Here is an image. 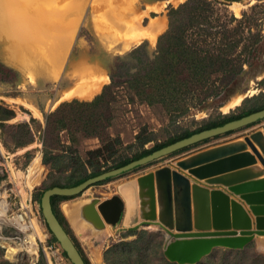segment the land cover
<instances>
[{"label": "rangeland", "instance_id": "1", "mask_svg": "<svg viewBox=\"0 0 264 264\" xmlns=\"http://www.w3.org/2000/svg\"><path fill=\"white\" fill-rule=\"evenodd\" d=\"M68 1L75 2V4H73L74 8L72 7L70 10L68 8L65 18L56 17V19L51 20L46 17V13L52 10H62V6ZM106 1L109 2L111 6H120L122 2L126 0ZM166 1L167 0H136L135 3L136 5L138 4V9L135 15L138 13L140 14V16L139 14L136 16L141 18L143 25H147L151 17H165L167 18V26L165 29H168L169 8L171 6L179 7L187 0H173L170 3H166ZM95 2L96 0H86V2L85 0H54L47 1V3L45 2L44 4H42V2L36 3V13L41 12L43 16L46 14V19L39 24L37 31L45 29L46 31L41 34L36 31L37 38L30 39L31 42L29 41L22 49L21 47H15L16 45L13 44L11 40L5 35L0 34V106L13 110L14 112V116L11 119L6 121L0 120V192L7 195L10 194L11 211H18L21 208V203L23 202L25 204L23 192L29 191L26 186V176L35 157L40 155L41 162L43 163L44 150L46 147L44 143L49 145L50 148L53 147V143V145H57V143L52 142L55 141V134L48 131L47 116L55 111L63 102H69L74 99H78L79 101H90V99L77 98L74 96L68 97L67 93L79 89L85 83L95 82L97 79L98 82H100L103 77H108L109 79L103 82L101 90L92 98L94 99L99 93L101 94V92H103L106 85L111 84L110 75L112 67L117 63V58L119 56H124L135 47L144 43L147 44L150 52H154L157 49L158 38L162 33L158 35L155 42L145 39L139 43L134 42L126 44L122 39H109L104 33V30L108 28L106 21L102 19L105 13L102 9L101 11L94 7ZM215 2L214 17L211 20L212 26L207 23H204V26L210 31H220V33L224 31L234 41H242L240 44L241 46L233 51V57L236 60L240 61L245 58L252 59L254 57L253 53L248 54L242 52V47L244 44L252 47L257 36L260 33H264V1L241 0L238 2H225L215 0ZM235 3L238 5L236 4L234 6ZM45 6L47 7L45 8ZM151 6H156L157 11L151 10ZM36 13L35 16L37 15ZM234 17L236 20H234ZM50 37H52V40L49 39ZM65 37L67 39H65ZM55 38L57 40H55ZM42 40H46V42ZM260 48V54L256 55V58L251 60V65L245 64L246 71L236 80V84L233 87L223 91L221 96L216 99L209 100L206 103H199L198 107H201L200 110L194 107L191 112L182 116L170 117L161 106L151 107L138 100H131L132 93L127 87L116 89L114 92L115 100L110 104L113 117L111 126L109 127V133L114 139L120 138L121 141H115L113 148L107 149L105 144L96 137L79 136V142L77 144H72L68 133L66 131H61L58 145L62 149H58L57 153H63L68 156L65 159V164L68 169L67 172L70 173L71 169L75 167L74 161L69 158L70 156L75 157L77 154L83 159L88 160V151L102 148L105 151L104 157L99 161V164H96V160L93 158L92 160L96 165L93 166V168L89 167V170L107 169L125 158L133 157V155L144 148L153 147L157 143H168L176 136L183 135L186 131H195L204 126L207 122L217 120L222 114L239 115L246 110L263 106L264 42L261 43ZM62 49L66 51H60ZM254 49L257 50V47H254L251 51H254ZM56 50H58L57 53ZM132 62V60H126L127 64H131ZM99 77H101V79ZM240 96H242V100L238 105L234 106L231 110L229 109L226 113L223 112L224 105ZM34 108L38 109L41 115L35 113ZM255 130L264 132V119L250 126L210 138L207 142L202 141L196 143L190 146L191 148L188 150L195 147L197 148L208 142L224 141L238 135L250 134ZM139 133L142 134V139L148 137L153 139V141L146 145L142 144V139H137ZM67 145H71L72 149H67L68 151L66 152L65 147H68ZM182 150L183 149L179 151ZM183 152L162 157L130 172L92 185L80 195L70 197L67 200L57 201L59 209L67 220L72 235L76 238L83 254L91 264H106L104 254L107 249L121 241L136 240L139 233L144 231L152 233L151 236L146 237V241L144 242L150 244L149 249L151 251L155 245L157 246V241L162 238L163 242L158 251L165 254L164 243L166 241V234L163 230L152 226H145L136 231L125 230L123 221L115 227L110 225L105 232L88 231L86 228H82V230H80L81 233H79L76 229L72 228V224L63 210L65 204L70 202L83 203L96 195L102 199H106L115 194L117 195L119 194L117 184L120 181L128 180L131 177L139 179L148 173L154 172L157 166L165 163L167 160L175 158ZM43 165L45 166V175L29 192L30 200L26 199L27 203L32 206L33 212L40 220L42 225L41 228H43V241H40L38 236L34 234L28 236L27 233V239L29 240L34 236L33 238L37 245H41L43 242L50 244L53 235L43 217L41 203L36 197L37 195L40 196V192L49 188L53 183L59 182L65 184L66 182L64 179L65 175L60 174L61 171L57 173L54 172L55 174L53 175L51 174L52 170L50 165L45 163H43ZM18 172H22L24 175L18 176ZM194 183L196 182L194 181ZM5 227V235L8 236L11 234V236L14 235L13 237L20 236L21 238L15 240L16 242L9 241L7 246H16L24 241L26 236L24 233L18 234L16 229ZM261 241H264L262 237H254L253 240L243 248L245 249L244 254L223 253L220 249L229 247H216L211 253L204 256L200 262L195 264H251V260H257L259 264H264V249H261L259 245ZM0 242L4 245L2 240H0ZM3 245L0 244V252L4 259H8L15 263L26 264H38L40 262V257L38 258L32 255V253H28L26 250L20 252L16 259H11L7 256V248ZM56 246L62 253L61 258L64 264H72L68 257L64 255L62 248L58 245ZM54 251L55 250L49 249L45 253V259L48 264L61 263L59 254L57 252L54 253ZM165 256L170 260L166 254ZM150 258L154 264L159 261V259L153 258L152 255H150Z\"/></svg>", "mask_w": 264, "mask_h": 264}, {"label": "water", "instance_id": "2", "mask_svg": "<svg viewBox=\"0 0 264 264\" xmlns=\"http://www.w3.org/2000/svg\"><path fill=\"white\" fill-rule=\"evenodd\" d=\"M263 119L264 108L221 126L205 129L79 185L46 189L41 197L46 224L70 262L86 264L54 211V196L80 195L92 185ZM169 165L121 184L117 195L107 199L94 196L81 203L78 220L86 224L88 231H105L108 225L115 227L121 221L124 229L129 231L155 226L166 234L165 254L180 264L198 263L216 247L243 249L254 237L264 236L263 131L255 130L245 134L244 139L200 150L177 161L176 165ZM191 178L196 183H191ZM144 196L150 199L149 212L142 206ZM178 208L182 212L180 221L177 220Z\"/></svg>", "mask_w": 264, "mask_h": 264}, {"label": "trees", "instance_id": "3", "mask_svg": "<svg viewBox=\"0 0 264 264\" xmlns=\"http://www.w3.org/2000/svg\"><path fill=\"white\" fill-rule=\"evenodd\" d=\"M219 1L238 2L241 0ZM216 2L215 0H187L179 7L171 6L168 11L169 27L166 32L160 35L156 51L150 52L147 44L144 43L135 47L124 56H119L117 63L112 67L111 84L106 85L101 94H98L90 101L74 99L69 102H63L47 116L48 131L55 134V141L52 142L57 143V145H53V143V147L50 148L49 145L44 143L46 147L43 163L50 165L51 174L53 175L55 174L54 172L61 171L60 174L65 175L64 179L66 180L65 184L56 182L49 188L79 185L91 177L98 176L110 169L125 166L133 160L147 156L158 149L205 129L221 126L264 108V105L255 107L239 115L222 114L217 120L209 121L195 131H186V133L176 136L168 143H157L153 147L144 148L133 155V157L125 158L107 169L89 170V167L93 168L104 157L105 151L102 148L88 151V160L77 154L75 157L70 156L69 158L75 163V167L71 169L70 173L67 172L68 169L65 164V159L68 156L63 153H57L58 149H62L58 145L61 131L68 133L72 144L79 142V136L96 137L105 144L107 149H112L115 141H121L120 138L114 139L109 133L113 117L110 104L115 100V90L121 87H127L132 93L131 100H138L151 107L161 106L170 117L185 115L191 112L194 107L200 110L201 107H198L199 103H206L209 100L216 99L221 96L223 91L233 87L236 84V80L246 71L245 64L251 65V60L260 54L259 49H261V43L264 42V33H260L257 36L252 47L246 44L242 47V52L253 53L254 57L252 59L236 60L233 57V51L241 46L242 41H234L226 32L210 31L204 26V23L212 26L211 20L214 17ZM234 20H236L235 17ZM254 47H257V50L251 51ZM126 60H132L133 62L127 64ZM13 116V110L0 106L1 121L9 120ZM137 139H142L141 133L138 134ZM152 141L153 139L148 137L141 140L144 145ZM67 146H64L66 152L72 149L71 145ZM190 148L186 147L182 151L175 153L183 152ZM93 158H95L96 164L92 160ZM46 189L40 192V196L37 195L36 197L40 203ZM68 198L70 197L54 196L52 198L54 211L76 243L86 264H91L83 254L76 238L72 235L67 220L57 204V201L67 200ZM151 235L152 233L144 231L139 233L136 240H125L111 246L104 254L106 264H154L150 255L159 259L156 264H178L171 262L164 253L158 251L163 242L162 238L157 241V246L153 247V252L149 249L150 244L144 242L146 237ZM50 242L60 246L54 235ZM220 251L223 253L244 254L245 249L225 248L220 249ZM63 253L67 257L64 251ZM0 264L26 263L11 262L8 259H4L0 252ZM38 264H48L43 252H41ZM251 264H259V262L251 260Z\"/></svg>", "mask_w": 264, "mask_h": 264}, {"label": "bare ground", "instance_id": "4", "mask_svg": "<svg viewBox=\"0 0 264 264\" xmlns=\"http://www.w3.org/2000/svg\"><path fill=\"white\" fill-rule=\"evenodd\" d=\"M47 1L49 2V1H54V0H0V34L5 35L9 40H11L12 43L16 45L15 47H19V48L21 47V49H22V47H25V45H27V43H29L30 39H33L36 37V31L39 27V24L42 23L43 20L46 19V17L50 18L51 20L56 19V17L65 18L66 12H68V8H69V10L72 9L73 4H75V2L68 1L66 4H64L62 6V10H60V11L52 10L49 13H46L47 16L45 14L46 17L43 16V13H41L40 10H39L40 13H38V12L36 13V11H37V10H35L36 3L42 2V4H44L45 2L47 3ZM135 1L136 0H134V1H131V0L127 1L126 0L125 2H122V4L120 6H111V4H109V2H107L106 0H96L94 7L96 9H99V10L102 9L105 13L103 15L102 19L106 21L108 28H106L104 30V33L109 39H112V40L113 39L114 40L122 39L124 41V43H126V44H130V43H134V42L139 43L145 39L155 42L158 38V35L165 30V28L167 26V18H165V17L158 18V17H151L150 16L151 19L149 20L148 24L143 25V23H142L143 21L141 22V18L139 17L140 14L138 13L139 16H136L138 14L135 15L136 10L138 9L137 8L138 4L136 5ZM172 1L173 0H167L166 3H170ZM85 2H86V0H85ZM114 2H116V1H114ZM42 4H40V5H42ZM236 4L237 3H235L234 6ZM46 7L47 6H45V8ZM76 7H78V6H76ZM151 7H152L151 10H153L155 12L157 11L156 6H151ZM40 8H41V6H40ZM49 8H50V6H49ZM145 11H146V9H145ZM35 13L37 14L36 16H35ZM61 21H64V20H61ZM49 22H51V21H49ZM47 24H48V22H47ZM59 24H61V23H59ZM41 29H43V28H41ZM44 31H46V29L42 30V31L38 30L37 32L39 34H41V33H45ZM64 34H66V33H64ZM62 35H63V33H62ZM66 37H65V39H67ZM51 38L52 37H50L49 39H51ZM55 40H57V39L55 38ZM42 41L46 42V40H42ZM51 45H50V47H51ZM33 46H34V44H33ZM66 48H68V47H66ZM42 49H44V48H42ZM58 50H56V53ZM60 51H63V49ZM64 51H66V50H64ZM19 52H21V51H19ZM25 52H27V51H25ZM36 52H38V51H36ZM99 78L101 79V77H99ZM108 79H109L108 77H106V78L103 77L102 81H100V82H98V79H97L95 82L85 83L79 89L68 92L67 96L68 97L74 96L77 98H84V99H92L95 96V94H97L101 90V88H102L101 86L103 85V82L108 80ZM84 80H86V79H84ZM89 82H90V79H89ZM79 84H81V83H79ZM241 100H242V96H240L239 98H237L233 101H230L228 104L224 105L223 112H225V113L228 112L229 109L231 110L234 106L238 105L241 102ZM34 111L38 115H41V113L38 109L34 108ZM17 175L22 176V175H24V173L18 172ZM44 175H45V166L41 162L40 155H38L32 161L30 168L28 170L27 176H26V178H27L26 186L29 189V191L23 192L24 202L26 201V199H29V197H30L29 192L32 190V188L36 184H38L43 179ZM118 190H119V187H118ZM96 196H98V195H96ZM80 204L81 203L70 202L68 204H65V206L63 208L65 214L68 216L69 221L72 224V228L76 229L79 233H81L80 230H82V228L83 229L86 228V224L78 220V210H79L78 208H79ZM28 206H29L30 212L32 213L31 221L33 222L34 227H35V235L40 237V239L44 240V234H43V231L41 228V224H40L38 218L35 217L36 215L32 210V206L30 204H28ZM142 206H144L143 208L145 211H147V212L150 211L151 204H150V199L148 197H146V196L143 197ZM33 215H35V216H33ZM181 219H182V212L178 208L177 209V220L180 221ZM109 226L110 225H108V228H109ZM152 227H155V226H152ZM105 231H103V232H105ZM33 237L34 236H32V238H31V242H33V245H34L35 241H34ZM259 237H262L264 239V236H259ZM259 245H260L261 249H264V241H261ZM17 253H18V250L15 247H12V246L7 247V256L9 258L16 259Z\"/></svg>", "mask_w": 264, "mask_h": 264}, {"label": "built area", "instance_id": "5", "mask_svg": "<svg viewBox=\"0 0 264 264\" xmlns=\"http://www.w3.org/2000/svg\"><path fill=\"white\" fill-rule=\"evenodd\" d=\"M10 194H3L0 192V240L3 241L4 245L0 242L1 245H3L5 248H7L9 241L16 242L15 240L21 239L19 237H13L14 235H5L4 229L7 227H12V229H16L19 233H24L25 239L22 243L15 247L18 250L17 257L19 256L20 252L27 251L28 253H32V255H35L36 257H40L41 252L45 253L50 250H55L54 253L59 254V258L61 259V263L57 262V264H64L62 261V253L59 251V248H57L56 243H41V245H37L36 242L34 245L31 242V239H27V233L29 235H35V227L33 222L31 221L32 213L29 210V206L27 203V199L25 201V204L21 203V208L18 211H11L10 208ZM30 198V197H29ZM35 216V215H33ZM37 217V216H35ZM38 218V217H37ZM39 220V219H38ZM40 222V220H39ZM41 224V223H40ZM42 226V225H41ZM43 229V228H42ZM31 232V233H29ZM29 238V237H28ZM46 238V237H45ZM40 239V237H39ZM46 240V239H45ZM40 241H43L40 239ZM36 244V245H35ZM35 246V247H34ZM46 256V255H45ZM47 258V257H46ZM48 259V258H47Z\"/></svg>", "mask_w": 264, "mask_h": 264}, {"label": "crops", "instance_id": "6", "mask_svg": "<svg viewBox=\"0 0 264 264\" xmlns=\"http://www.w3.org/2000/svg\"><path fill=\"white\" fill-rule=\"evenodd\" d=\"M169 26V25H168ZM166 30L167 29H165V31L164 32H166ZM162 34H163V32H162ZM161 34V35H162ZM160 37V36H159ZM159 39V38H158ZM139 45V44H138ZM100 94V93H99ZM90 100H93V99H90ZM246 134H248V133H246ZM238 139H244V135H238V136H236V137H231V138H228V139H226V140H224V141H222V140H219V141H213V142H208V143H206V144H204V145H200L199 147H195V148H192L191 150H188V151H186V152H183V153H181V154H179V155H177L175 158H172V159H170V160H167L165 163H162V164H160L159 166H157L154 170H156V169H158V168H160V167H162V166H165V165H169L170 163H172L173 165H176V163H177V161H179V160H182V159H185V157L187 158V157H189L190 155H193V154H195V153H197V152H199L200 150H203V149H207V148H210V147H212V146H215V145H218V144H222V143H224V142H226V141H231V140H238ZM249 151H250V149H249ZM182 155V156H181ZM259 165H261V163H258ZM170 166V165H169ZM172 167V166H171ZM173 168V170H175V168L174 167H172ZM155 172V171H154ZM183 173H187V171H183ZM131 179H137L136 177H131L130 179H128V180H122V181H120L118 184H117V190H118V187L121 185V184H123V183H125V182H127V181H129V180H131ZM194 179L193 178H191V183H194ZM204 182V180H202V183ZM119 192V191H118ZM116 195V194H115ZM113 196V195H112ZM112 196H110V197H112ZM110 197H107V198H110ZM106 198V199H107ZM233 198H236V199H239V197L238 196H234L233 195ZM246 204V203H245ZM246 207H247V209H249V205H245ZM251 216L253 217V219H254V215L253 214H251Z\"/></svg>", "mask_w": 264, "mask_h": 264}]
</instances>
